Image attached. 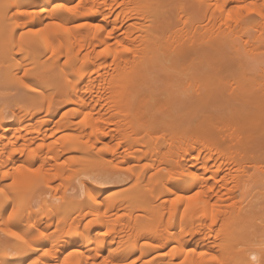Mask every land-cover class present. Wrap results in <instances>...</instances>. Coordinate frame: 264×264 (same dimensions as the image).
<instances>
[{
	"label": "bare ground",
	"instance_id": "bare-ground-1",
	"mask_svg": "<svg viewBox=\"0 0 264 264\" xmlns=\"http://www.w3.org/2000/svg\"><path fill=\"white\" fill-rule=\"evenodd\" d=\"M105 2L0 0V167L43 164L56 176L35 190L17 219L9 222L8 204L0 206V264H97L105 258L112 264H208L201 252L222 264H260L264 84L238 90L264 80V66L207 72L200 56H263L264 15L258 13L264 0ZM77 3L75 11L66 10ZM249 3L255 11L228 19L226 9ZM214 92L232 94L218 104L204 96ZM214 120L223 123L220 131L172 146L185 131L179 121ZM157 132L166 134L156 138ZM217 147H238L239 153L226 157ZM143 160L147 167L140 166ZM198 191L199 206L188 213L187 199L172 203ZM9 229L35 250L8 255L23 248L5 234ZM40 231L46 238L33 240ZM53 246L55 259L44 256Z\"/></svg>",
	"mask_w": 264,
	"mask_h": 264
},
{
	"label": "snow or ice",
	"instance_id": "snow-or-ice-1",
	"mask_svg": "<svg viewBox=\"0 0 264 264\" xmlns=\"http://www.w3.org/2000/svg\"><path fill=\"white\" fill-rule=\"evenodd\" d=\"M102 6L106 7L107 4L105 2V0H101ZM61 8H63L64 6L61 5ZM256 5L253 3H249V4H245L242 5L240 7H231L229 9H226L227 11V15H228V19L231 20L233 17V12H240L242 11H246V12H253L256 9ZM77 8H79V4H74L72 6H69L66 8V10L68 12H73L75 11ZM260 8V12L258 13L259 15H264V3H261L259 5ZM19 26V25H17ZM55 27L57 29H59L60 31L67 33L69 31L68 27H65L64 25L61 24H56ZM75 27L77 28H82L85 27V25L83 24H78L75 25ZM91 27H94L96 29V31L98 32H102L104 31V29L101 27L100 24H95V25H91ZM39 31H41L40 29H29L28 32L31 34H37ZM19 35L21 36V38L23 39V36L25 35L24 32L19 33ZM109 37H111L112 32L109 31L108 32ZM117 45H120V41L117 40L116 41ZM125 52H131L132 49L131 48H124ZM108 53V49L105 48L103 49L102 54ZM25 75H27V71H25L24 73ZM21 83L23 84V87L25 88H29L30 91H36L37 89L31 87L28 83H24L23 81H21ZM83 122V121H81ZM44 145H40V148H43ZM107 149V145L105 146V149ZM15 152H20L21 155H23V152L19 149V147L14 149ZM5 158L7 160H11L12 156L8 154V152H5ZM144 167H147V165H144ZM174 175V174H172ZM51 176L53 179L56 178L55 174L53 173V171L51 169H47L46 170V166L43 164H40L39 166H35V165H30V166H26L23 163H16L14 166H9L7 163L3 166L0 167V181H3V186H0V206H2L4 203H7L9 208H10V212L6 213L7 215V219L9 222L17 219L22 212H24L26 210V207L28 206V204L32 201L33 199V195L35 193V190L40 188V187H48L49 184L47 182V178ZM212 189L209 188L208 192H211ZM202 195L201 192H196L194 195H190L185 197H182L180 195L175 196V199H173L172 203L176 204L177 202L187 199L188 203L187 205L184 207V212L188 213L190 210H192L194 207L199 206V197ZM213 209L216 208V205L213 204L212 205ZM213 223H215V220H213ZM0 231H3V229H0ZM8 236H11L12 238H14L15 240L19 241L20 244L23 246L22 249H20L19 251L12 253L9 252L8 255H19L20 251H24V250H35L33 244L31 243V241L21 235L19 232L17 231H12L11 229H9V231L7 233H5ZM103 235L107 236L108 233L104 232ZM46 238V233L43 231H40L38 233V235H33L32 239L33 240H43ZM156 247H159V245H155ZM260 249L262 250V252H264V242H262L259 245ZM19 248V246H18ZM54 251H55V246H53V251H44L43 255L48 257V256H52L54 259ZM167 254V253H165ZM200 255L202 257H206L207 258V262L208 264H222L220 258L216 255H211L207 252H201ZM252 259L255 261L257 259V257L255 255L252 256ZM33 264H41L40 261H33ZM56 264H59V261H56ZM65 264H67V261H65ZM97 264H112V261L110 259L105 258L102 261L97 262ZM145 264H147V262H145ZM181 264H184L183 261H181ZM260 264H264V259H261Z\"/></svg>",
	"mask_w": 264,
	"mask_h": 264
},
{
	"label": "rangeland",
	"instance_id": "rangeland-1",
	"mask_svg": "<svg viewBox=\"0 0 264 264\" xmlns=\"http://www.w3.org/2000/svg\"><path fill=\"white\" fill-rule=\"evenodd\" d=\"M254 16L256 18L257 13H255ZM254 22H255L254 24L258 23V21L257 22L254 21ZM259 22H260V20H259ZM225 50H227L226 47H225ZM260 53L257 54L259 56V57H257L258 60H257V58H254V56H253V57H250V58L248 57L247 59L239 61L238 58H236V57L231 58L228 55H222V56L209 55V56H200V58L205 59V61H206L205 70L207 72L215 70L216 68H218V71H225V70L239 71V70L249 69V70H252V71L255 72L256 71V66L257 67L259 66L257 64H261L260 66H264V54H263V56L262 55L260 56L259 55ZM255 60H257V61H255ZM262 84H264V80H262V81L258 80V81H253L251 83L243 84L239 88L238 92L240 94L241 93H245V92L257 89L259 87H263ZM15 92L16 91L13 90V93H15ZM230 94H232V92H228V93H224V94H222L220 92H217V93L214 92V93H205L204 96L205 97L214 96L216 98L217 103L221 104V103H223V102H225V101H227L229 99V95ZM63 106L64 105H61L60 107L62 108ZM59 111H61V110H59ZM60 114H61V112H60ZM69 114H70V116H69ZM69 114L66 115L67 118H68V116L69 117L72 116L71 113H69ZM58 118H59V116H57V119L53 118L54 122H52V124L50 123V125H48V126L49 127H53L55 125V121L58 120ZM176 124L179 127H184L185 131L182 134L181 133L178 134L177 137H174V143L172 144V146H176L177 145V141H179V139H182V138L185 139L186 137H189V136L201 137L204 133H209L211 131H220L222 129V126H223V123L215 121V120L211 121V122H206V123L191 122V123H187V126H186L185 121H179ZM176 128H177L176 126H172L171 127V129H176ZM165 134L166 133H164V132H157L154 137L158 138V137H161L162 135H165ZM62 135L63 134L58 133L57 136L54 138V140L59 138V137H61ZM143 136H144V133L140 134L138 137L142 138ZM49 141L51 142V140H49ZM104 142H110V138L106 139ZM37 143L39 144V142H37ZM47 146H46L45 149L42 150V152L44 154H47ZM97 146L99 148H103L104 147L102 144H98ZM121 150H122V148L119 147L118 151H117V155H118V153ZM216 151L221 153V154H225L226 157H233L234 155L239 153V148L238 147H235V148L217 147ZM64 159L65 158L63 157L60 162H62ZM37 160H39V159H37ZM216 161L219 162V163H222V160H220V159L216 160ZM146 164H148V162L143 160L140 163V166L143 167ZM57 184H59L58 181L55 182V185H57Z\"/></svg>",
	"mask_w": 264,
	"mask_h": 264
}]
</instances>
